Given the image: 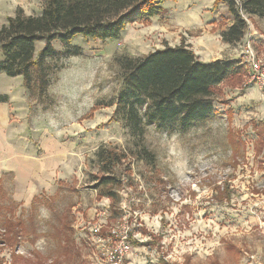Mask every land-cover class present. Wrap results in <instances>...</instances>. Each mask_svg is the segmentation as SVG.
<instances>
[{
    "label": "rangeland",
    "instance_id": "374dc122",
    "mask_svg": "<svg viewBox=\"0 0 264 264\" xmlns=\"http://www.w3.org/2000/svg\"><path fill=\"white\" fill-rule=\"evenodd\" d=\"M39 3L0 0V27L17 8L39 14ZM161 6L159 15L128 24L115 39L76 36L71 46L82 55L47 60L51 83L42 98H29L21 77L0 73V94L9 98L0 107V156L6 155L0 264H108L106 254L126 231L130 249L121 264H264V143L252 129L254 121L264 122V96L241 53L248 43L264 55L252 34L264 39V31L251 17L245 15L249 32L232 59L245 66L239 87L221 85L217 114L208 122L186 134L149 127L140 142L111 119L115 106L105 107L121 87L116 56L185 45L203 59L231 60L219 48L208 53L232 23L224 4L166 0ZM53 46L60 50L58 42ZM42 48L36 43V58ZM142 147L154 157L150 164L136 158ZM102 149L120 160L110 175L119 180L115 202L94 189L103 177L96 157ZM36 177L42 184L34 195H22ZM5 219L24 222L16 249L1 243ZM96 228L104 243L94 241ZM116 228L121 235L108 242Z\"/></svg>",
    "mask_w": 264,
    "mask_h": 264
},
{
    "label": "trees",
    "instance_id": "16d2710c",
    "mask_svg": "<svg viewBox=\"0 0 264 264\" xmlns=\"http://www.w3.org/2000/svg\"><path fill=\"white\" fill-rule=\"evenodd\" d=\"M164 1L40 0L39 14L29 16L17 8L0 27V73L9 78L21 77L28 97L42 98L51 83L47 60L82 55L81 47L71 46L76 36L103 42L115 39L128 24L159 15ZM215 2L224 4L232 19L231 25L220 33L222 42L229 45L239 44L245 37L247 26L242 15L264 17V0ZM38 42L43 43V48L36 58ZM54 42L59 43L60 50L55 49ZM113 63L121 87L105 107L115 106L111 119L121 121L127 135L140 142L149 127L168 134H186L196 125L208 122L217 114L214 102L222 94L219 86L225 83L236 88L240 84L237 77L245 71L240 60L200 62L185 45L164 47L142 57L120 55ZM8 101L7 95L0 94V104ZM252 129L264 143V122L254 121ZM229 131L227 134L232 137ZM230 149L233 151L231 145ZM96 157L103 177L95 179L94 189L100 198L115 202L114 189L119 180L110 175L120 160L103 149ZM136 158L149 164L154 159L144 147ZM107 186L111 188L99 190ZM1 208L4 207L0 204ZM23 227L20 219H5L1 243L13 249L19 247Z\"/></svg>",
    "mask_w": 264,
    "mask_h": 264
},
{
    "label": "built area",
    "instance_id": "2783aa9c",
    "mask_svg": "<svg viewBox=\"0 0 264 264\" xmlns=\"http://www.w3.org/2000/svg\"><path fill=\"white\" fill-rule=\"evenodd\" d=\"M242 18L246 22V26L249 27L248 18L245 15H242ZM243 57L245 58L244 64L246 68L249 70L251 81L257 83L259 88L262 91L264 96V55H258L255 53L254 49L250 44L246 43L242 47L241 51ZM100 228H96L92 232L94 233L96 243H104L102 236L100 235ZM118 235H121L117 231V228L114 230H109L108 232V242H112L118 238ZM128 232H125L124 236H121L114 246L109 250L106 254V259L108 264H121L123 259L127 256L129 252V244L127 241Z\"/></svg>",
    "mask_w": 264,
    "mask_h": 264
},
{
    "label": "crops",
    "instance_id": "0c3cea01",
    "mask_svg": "<svg viewBox=\"0 0 264 264\" xmlns=\"http://www.w3.org/2000/svg\"><path fill=\"white\" fill-rule=\"evenodd\" d=\"M22 10H23V12L25 13V9L23 8V7H20ZM25 15H27V16H29L28 14H26L25 13ZM255 22V23H257L258 25V29L260 30V32H262V31H264V17H262V18H257V17H253L252 18V22ZM259 23H258V22ZM227 27H229V25H227ZM254 28H255V26H254ZM226 29V28H225ZM256 29H257V27H256ZM224 31V30H223ZM249 31H248V28H247V30H246V33H248ZM253 34V38H254V40L255 39H257L258 40V42H261V44H263L264 45V39H263V36L262 35H259V33L257 34L255 31L252 33ZM246 35V34H245ZM217 36V38L216 39H214L213 40V43H212V40H211V48H210V50H208L209 52L208 53H210V54H216V53H220L219 51H216V49L217 48H219V49H222V51L224 52V54H225V56H226V58H230L231 60L232 59H235L234 57H236V56H239V54H237L236 55V50H237V48L239 47V45L243 42V40H242V42H240L239 44H236V45H229V44H226V43H224V42H222V40H221V37H220V33L219 34H217L216 35ZM245 38V37H244ZM259 39H261V40H259ZM210 40V39H209ZM220 45V46H219ZM218 46V47H217ZM191 50L193 51V53L195 54V56L198 58V60L200 61V62H203V63H210V62H214V61H216V60H218L219 59V57H217V58H213L212 60H208V59H203V58H201L200 57V55H199V53L196 51V48H194V47H191ZM211 51H213V52H211ZM216 51V52H215ZM206 55H208V54H206ZM225 84V83H224ZM221 85H223V84H221ZM221 85L219 86V89L222 91V94H223V90L221 89ZM225 85H227V84H225ZM228 86V85H227ZM228 88H231V89H236V88H238V87H236V88H232V87H228ZM0 107H3V104H1L0 105ZM6 155H4V154H1V156H0V160H1V158L2 157H5ZM14 159H17V157H14ZM13 161V160H12ZM22 161V160H21ZM1 165H2V162H0V168H1ZM20 165H23V161L20 163ZM4 166H6V165H4ZM4 172H3V174H6V171L7 170H3ZM2 173V172H1ZM9 173H11V172H9ZM0 179H1V176H0ZM30 186L29 187H27V190H25V191H22L23 192V194L22 195H24V194H26V193H28L27 195H34V191H35V189H36V186L37 185H41L42 184V182H41V180L39 179V178H34V179H30ZM39 183H41V184H39ZM21 193H19V195H20Z\"/></svg>",
    "mask_w": 264,
    "mask_h": 264
}]
</instances>
